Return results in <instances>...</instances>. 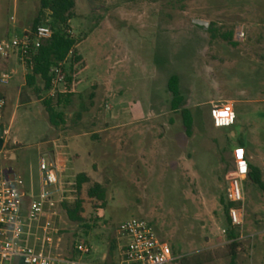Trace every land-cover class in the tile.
<instances>
[{
    "label": "rangeland",
    "instance_id": "obj_1",
    "mask_svg": "<svg viewBox=\"0 0 264 264\" xmlns=\"http://www.w3.org/2000/svg\"><path fill=\"white\" fill-rule=\"evenodd\" d=\"M73 1L70 36L81 39L86 67L69 102L54 106L62 124L51 126L43 105H55L56 93L42 91L39 78L29 88L30 71L16 55L0 60V72H13L0 87V172L20 177L30 197L40 190L43 158L56 165L65 202L84 199L82 223L68 221L61 207L57 253L78 258L74 246L84 242L91 251L82 260L101 263L105 254L116 262L126 242L119 225L138 219L177 257L205 252L215 257L208 264H229L220 200L237 150L264 182V0ZM39 8L40 0H0V41L29 32ZM172 76L192 115L190 137L170 107ZM225 104L243 115L218 129L213 114ZM80 174L88 182L79 193L69 184ZM94 184L103 205L87 197ZM241 187L236 264H264V192L248 177Z\"/></svg>",
    "mask_w": 264,
    "mask_h": 264
},
{
    "label": "built area",
    "instance_id": "obj_2",
    "mask_svg": "<svg viewBox=\"0 0 264 264\" xmlns=\"http://www.w3.org/2000/svg\"><path fill=\"white\" fill-rule=\"evenodd\" d=\"M68 34L71 35L70 30ZM52 36L51 29L40 25L35 30L25 32L21 37L0 41V60H8L16 55L18 62L26 66L44 43ZM244 37L243 33L237 34ZM59 63L51 69L49 96L52 97L64 85L63 65ZM13 75L12 71L0 72V87L5 86ZM5 99L0 96V117L5 108ZM214 126L229 128L235 124L236 115L232 104H225L213 114ZM234 153V163L226 176L224 198L229 205L227 216L230 227L243 224L241 184L248 177L249 166L243 155ZM39 185L37 194L30 197L20 177L8 178L0 172V264H111L107 262H86L81 256L91 251L84 242L74 246L79 257L57 253L53 247L57 235L54 225L67 193L57 174L54 163L39 160ZM75 186V182L69 184ZM226 231H222L224 234ZM118 235L126 240L119 258L114 264H172L176 258L166 242L160 240L153 228L145 221L130 219L119 225Z\"/></svg>",
    "mask_w": 264,
    "mask_h": 264
},
{
    "label": "trees",
    "instance_id": "obj_3",
    "mask_svg": "<svg viewBox=\"0 0 264 264\" xmlns=\"http://www.w3.org/2000/svg\"><path fill=\"white\" fill-rule=\"evenodd\" d=\"M122 2H131L133 0H118ZM74 8L73 0H40V8L35 17L30 31L35 30L40 25L48 26L52 31L51 38L44 43L33 56L31 61L26 64L29 69V74L26 76V83L29 88L35 84L36 78L42 82V91L48 92L50 90L51 69L65 60L66 78L63 89L56 92L55 105L52 104V99L43 102L45 111L47 113L48 121L51 126L57 127L62 124V114L57 113L54 106L59 107L62 103H68L73 95V91L79 85L78 76L81 70L86 67V61L78 51V45L81 39L73 38L68 34L69 22L73 18L72 10ZM167 90L171 96L170 107L174 112H179L182 120L185 135L190 137L193 119L190 111L182 108L183 98L179 93V81L176 76L169 78L167 82ZM35 91V90H34ZM38 95L39 90H36ZM3 97V95H0ZM4 98V97H3ZM248 178L251 182L258 186L264 192V182L262 181L259 170L249 166ZM88 182V178L84 174H80L75 178V186L80 193L82 185ZM87 197L95 199L104 204L105 193L101 186L94 184L87 190ZM223 204V212L225 216V223L229 227L226 231V245L227 256L229 257V264H236V252L238 249V236L234 232L235 228L230 227V222L227 216L229 205L223 199L220 200ZM84 199L78 197L71 203H63L62 210L68 221L72 223H82L85 221L84 213ZM176 258L174 261L177 264H208L212 259L210 254L198 253L193 255H185L177 257L174 250L171 251ZM114 264V262H111Z\"/></svg>",
    "mask_w": 264,
    "mask_h": 264
},
{
    "label": "crops",
    "instance_id": "obj_4",
    "mask_svg": "<svg viewBox=\"0 0 264 264\" xmlns=\"http://www.w3.org/2000/svg\"><path fill=\"white\" fill-rule=\"evenodd\" d=\"M245 103H247V102H245ZM249 103V102H248ZM233 106V105H232ZM233 111H234V113H235V115L236 116H242L243 115V113L241 112V111H239V110H236L235 109V107L233 106ZM235 124H236V121H235ZM234 124V125H235ZM233 125V126H234ZM230 128V127H229ZM224 129H228V128H224ZM238 146H240V147H242L243 145H241V143H238ZM238 154H240V155H243V157H244V159L247 161V163H248V166H251V167H253V165H252V163H251V160H252V158L250 157V156H248L247 155V153L245 152V151H243V149H242V151L241 152H238ZM233 163H234V157H233V160H232V164L231 165H233ZM239 239V238H238ZM106 258H107V256L104 254L103 256H102V262H106L105 260H106Z\"/></svg>",
    "mask_w": 264,
    "mask_h": 264
},
{
    "label": "water",
    "instance_id": "obj_5",
    "mask_svg": "<svg viewBox=\"0 0 264 264\" xmlns=\"http://www.w3.org/2000/svg\"><path fill=\"white\" fill-rule=\"evenodd\" d=\"M193 24H195L197 26H200V27H203V28H206L207 27V23L206 22H203V21H196V20H194L193 21ZM3 136H4V125L3 124H0V150L3 147Z\"/></svg>",
    "mask_w": 264,
    "mask_h": 264
}]
</instances>
